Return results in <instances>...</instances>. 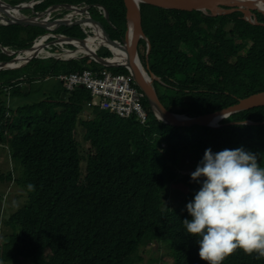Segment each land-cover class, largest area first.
Here are the masks:
<instances>
[{
	"label": "trees",
	"instance_id": "obj_1",
	"mask_svg": "<svg viewBox=\"0 0 264 264\" xmlns=\"http://www.w3.org/2000/svg\"><path fill=\"white\" fill-rule=\"evenodd\" d=\"M7 1H40L35 4L39 12L54 4L85 3L112 38L121 40L128 29L123 0ZM96 4L108 10L109 22ZM140 6L151 46L142 64L159 78L153 84L169 110L197 117L264 92L263 14L257 12L261 23L255 24L241 12L213 16L147 3ZM62 10L51 17L68 12ZM46 32L38 26L0 25V44L24 49ZM54 33L86 37L78 25L61 26ZM141 40L146 52L147 42ZM98 54L112 56L105 46ZM9 58L0 49V61ZM35 59L20 68L28 71L24 76L17 69L0 70V148L7 149L11 159L0 172V188L5 198L9 190L3 187L12 182L25 192L17 210L0 218V264L14 260L18 264H154L156 258L145 260V248L162 242L168 247L167 241L171 264H207L199 256L198 237L188 234L183 225L184 219L192 218L186 206L202 186L191 173L208 148L214 153L243 148L255 153L264 167V106L235 112L219 127H179L159 119L144 97L148 125L143 126L136 116L123 118L98 106L87 108L91 94L85 87L61 86L57 94L20 105L15 116L7 101L20 93L22 80L33 84V78L27 77L106 67L88 56ZM109 69L130 73L124 66ZM65 90L70 93L63 97ZM173 185L188 188V198L176 206L168 200ZM3 225L12 232L4 235ZM223 264H264V257L238 250Z\"/></svg>",
	"mask_w": 264,
	"mask_h": 264
},
{
	"label": "clouds",
	"instance_id": "obj_2",
	"mask_svg": "<svg viewBox=\"0 0 264 264\" xmlns=\"http://www.w3.org/2000/svg\"><path fill=\"white\" fill-rule=\"evenodd\" d=\"M53 13L43 18L53 20ZM28 48L32 45L25 49ZM191 178L202 186L186 206L192 218L184 219L183 225L188 234L198 237L200 258L207 264H223L238 250L256 254L257 259L264 257V167L257 155L243 148L215 153L208 148ZM29 188L34 186L29 185Z\"/></svg>",
	"mask_w": 264,
	"mask_h": 264
},
{
	"label": "water",
	"instance_id": "obj_3",
	"mask_svg": "<svg viewBox=\"0 0 264 264\" xmlns=\"http://www.w3.org/2000/svg\"><path fill=\"white\" fill-rule=\"evenodd\" d=\"M127 8V19H128V29L125 36L120 39H114L111 37L109 32L106 30L102 21L93 16L89 19H83L82 23L85 21H89L94 23L100 27L102 31L98 32L99 38L101 42H105L109 45H115L122 49V45L125 46L130 43L129 49L126 51L128 55V66H125L130 74L133 77L135 84L144 92L145 97L147 98L150 106L155 111L156 116H158L165 123L172 126H209V127H218L220 126L219 121L228 117L229 115L239 112L246 109H251L255 107L264 106V92H259L253 94L249 97L242 98L238 103L231 105L227 108L215 111L213 113L197 116V117H187L185 115H180L169 110L160 100L159 95L156 91V88L153 84L155 79H158L154 74H149L147 69L139 64L137 55H138V44L140 39L146 40L147 50L145 58L148 60V54L150 52V42L147 36L144 33L143 25H142V14L140 10L139 2L159 6L166 9H176L182 11H203L213 16H217L220 14H231L234 12H241L244 14V17L256 24L261 22L258 21L257 12L264 15V8L256 6L255 1H259L264 6V0H124ZM38 2V1H37ZM35 1H31L28 3L22 4H11L5 0H0V24L1 20L7 19L8 22L13 24L22 25V26H38L47 30L57 29L60 26H70L72 24H79V21H73L72 23H68L65 21L66 19H54L48 20L43 18L46 15H49L55 10L66 8L67 10H79V6L71 4H55L51 8H47L44 11H36ZM19 10V14H15L10 12L9 10ZM31 9L33 10L32 15H26L23 11ZM107 12V11H106ZM109 15L107 13V19ZM130 19L134 21V30L135 37L132 39L129 37V32L131 28ZM264 24V23H262ZM81 25V24H80ZM97 35V34H96ZM66 36V35H64ZM72 38H67L66 40H70ZM74 39V38H73ZM65 40V39H64ZM123 43V44H122ZM2 44H0V49H2ZM28 50H32V48H28ZM33 51V50H32ZM89 54L96 57L98 61L101 59V64L114 67L118 66V64L112 63L107 58H104L98 54L97 51H91ZM87 54V55H89ZM39 57V55H37ZM101 57V58H100ZM14 61H16V57H13ZM7 64L4 62L0 63V70L7 69ZM82 87V86H81ZM64 96V92L62 94Z\"/></svg>",
	"mask_w": 264,
	"mask_h": 264
},
{
	"label": "built area",
	"instance_id": "obj_4",
	"mask_svg": "<svg viewBox=\"0 0 264 264\" xmlns=\"http://www.w3.org/2000/svg\"><path fill=\"white\" fill-rule=\"evenodd\" d=\"M89 16L90 15H87L85 18H88ZM49 18L50 17H47V19ZM65 18L73 20L74 18H79V16L71 11L65 16ZM1 22H4V19L1 20ZM88 27H94V25L89 21H85L83 28ZM100 43L101 42L99 41L96 48L102 46ZM73 45H77L76 42H70L66 39L54 45V51H61L56 57L68 59L72 58L75 52L78 54H86L81 47V52H79L80 48H72L71 46ZM8 48V46H3L1 51L8 50ZM32 50H23L22 57L26 59L30 53L34 52L33 46ZM7 52L17 58L16 61L12 63L13 68L20 67V64L25 65L28 63V60L21 61L20 52L17 54H15L14 50ZM38 55L39 58L48 57V55L46 56L41 53ZM57 78L61 80L62 87L75 88L76 86H83L89 90L92 96L87 103L88 107L92 108L93 106H99L101 109L114 112L123 118L136 116L143 126L148 125V113L143 105L145 94L135 84L130 73H115L108 67L103 69L85 68L82 71L73 72L69 75L60 74ZM68 80L71 82H67ZM64 93L70 92L65 90Z\"/></svg>",
	"mask_w": 264,
	"mask_h": 264
},
{
	"label": "rangeland",
	"instance_id": "obj_5",
	"mask_svg": "<svg viewBox=\"0 0 264 264\" xmlns=\"http://www.w3.org/2000/svg\"><path fill=\"white\" fill-rule=\"evenodd\" d=\"M5 1H7V0H5ZM57 11L60 12L59 9ZM71 11H73V10H69L64 15L56 16V18L64 17L68 13H70ZM93 14H95V13H93ZM96 16H97V14H95V17ZM96 18H98V16ZM78 27L81 28L82 26L78 25ZM52 38H54V37H51L49 40H51ZM73 47L77 48V45H73ZM227 51H228V48H227V50H225V53H227V54L230 53V51H228V52ZM51 52L59 53L61 51L60 50H57V51L55 50L54 51L53 49H51ZM138 55H139L141 61L144 62L145 61L144 60L145 45H144V43L142 42L141 39H140L139 44H138ZM9 59L11 60L12 56H10ZM34 59L35 58L31 59L30 61H32ZM61 60H64V58H61ZM35 61H37V59H35ZM16 71H18L20 74H23L24 72H28L26 69H21L20 70L19 68H17ZM21 76H24V74L21 75ZM17 77H18L17 78L18 80L22 79V77H20V76H17ZM155 80H159V79H155ZM24 84L27 85V82H25L23 80L21 82H19V84H18L19 88L18 89L20 90V93L12 94V96L10 98H8V101H7V104L9 105V108L11 107V109H13V110L15 109V111H14V115L15 116L20 114V112L17 111V109H18V107L20 105L26 104V103H33L35 101L43 99L42 96H40L41 93H42V89L33 91L30 94H22L23 90L25 89V87H23ZM158 86L161 89V85L159 84ZM26 88L28 89V87H26ZM82 145L84 146L83 143H82ZM9 161H11V159H10V155H8V150L7 149L4 150L3 148H0V172L6 170V168L9 166ZM82 168L85 169V163L84 162L82 163ZM181 172L185 173V172H189V170L184 171V169H181ZM1 184L2 183H0V185ZM3 188L6 189V190H9V193L7 195V198H5V196H3V194H2L5 191L0 188V218L2 220L7 218L13 211H16L17 208L21 205L20 202L24 201V198H25L24 189L21 186H19L16 182H12L11 186H5ZM187 192H188V188L187 187H185L183 185H173L169 189L168 200L171 202V204L173 206H176V205L182 203L183 199L186 200L188 198V195L186 194ZM10 232H12V230L9 227L3 225V233H4V235H6V234H8ZM166 243H167L169 248L166 246V244L164 242L159 243V244H157V243L156 244H151V245L147 246L145 248V253H144L145 260L148 261L150 258L153 257V258L157 259V262L154 263V264H171L172 256L170 254L171 249H170L169 241H167ZM17 261L18 260H14L13 264H18ZM25 261H27V260H25ZM1 263H3V262H1ZM26 263L29 264V261H27Z\"/></svg>",
	"mask_w": 264,
	"mask_h": 264
},
{
	"label": "bare ground",
	"instance_id": "obj_6",
	"mask_svg": "<svg viewBox=\"0 0 264 264\" xmlns=\"http://www.w3.org/2000/svg\"><path fill=\"white\" fill-rule=\"evenodd\" d=\"M124 1V0H123ZM40 2V1H39ZM24 3V2H23ZM125 3V1H124ZM140 3H143L142 1L139 2ZM19 4H22V3H19ZM256 6H259V7H262L264 8L263 4L259 1H255L254 3ZM14 5H17V4H14ZM55 5V4H54ZM54 5H51L49 6L48 8H51L52 6ZM126 5V4H125ZM72 6V5H71ZM77 6V5H76ZM79 6V10H73V12H75L79 18H74L73 20H68L67 18L64 17H60V18H53L54 19H66L65 21H67L68 23H72L73 21H79L80 23L79 24H72V25H80L82 26L83 28V24L85 22L82 23V20L83 19H89L90 17H92V14L90 12V7L91 5H88V4H80L78 5ZM95 7L99 8L100 10V13L103 14L105 17H106V20L109 22V18L107 19V13L109 15V12L108 10L102 6V5H99V4H96ZM140 7V10H141V6ZM61 8V7H60ZM59 8V9H60ZM58 10V9H57ZM10 12L12 13H15V14H19V10H9ZM61 11H65V10H60ZM69 11V10H67ZM107 11V12H106ZM87 15H90L88 18H85ZM110 17V16H109ZM128 21V19H127ZM7 24H13L11 22H8L7 19L4 20V22H2L1 25H7ZM94 24V23H93ZM130 24H131V28H130V32H129V37L132 39L133 37H135V30H134V21L132 19H130ZM70 25V26H72ZM61 27V26H60ZM96 28L100 29V27L96 24H94V27H88V28H83L84 32L87 34L86 37L82 38V37H72V36H64V34H57V33H54V31H56L57 29H51V30H47V32L43 35H40L38 36L32 46L34 48V52L30 53V55L24 59L22 57L23 53L25 51V48L24 49H10L8 48V50H4L3 52L7 53V51H12L14 50L15 54L19 53L20 52V59L21 61H24V60H28V62L33 59V58H39L37 55L39 53L41 54H44V55H48L47 58L49 57H55L57 58L56 56L58 55V53H54V52H51V49H53L54 45L58 44L60 41H63L64 39H67V38H72L70 39L69 41L70 42H76L77 44V48L75 49H78V48H82L83 51H85L86 53H90L91 51H95L96 50V47H97V44H98V38H99V32L96 30ZM97 34V35H96ZM51 37H54L52 38L51 40H49ZM74 38V39H73ZM48 42V43H47ZM100 44H103V46L107 47L111 53H112V56L111 57H104V58H107V60H109L110 62L112 63H115V64H118V66H128V55H127V50L129 49L130 47V43L128 45H124L123 43V47L122 49H119L116 44L115 45H109L105 42H102ZM45 47V48H44ZM81 48H80V51L81 52ZM24 50V51H23ZM98 53V52H97ZM14 54V55H15ZM10 55V54H9ZM96 55H99V54H96ZM88 57H90L91 59H93L94 61H96L97 63L101 64V59L100 61L97 60L96 57L92 56L91 54L87 55ZM101 56V55H100ZM137 59H138V62L139 64L142 66V61L139 57V55H137ZM83 56H81L80 54H78L77 52H75L74 56L72 57V59H79V58H82ZM103 57V56H102ZM101 58V57H100ZM61 59V57H60ZM1 62H4L5 64H7V67H10V68H13L12 67V63L14 62V59L12 57L11 60L9 61H0ZM102 66H105L103 64H101ZM20 67H23L21 64H20ZM19 67V68H20ZM8 69V68H7ZM14 69V68H13ZM2 70H5V69H2ZM78 72V71H77ZM73 73V72H71ZM69 73V74H71ZM69 74H65V75H69ZM67 82H71V81H67ZM77 87V86H76ZM83 87V86H82ZM66 89L68 90H71L73 88H69V87H66ZM63 94V93H62ZM66 95V93H64V96ZM63 96V97H64ZM92 96V95H91ZM251 96V95H250ZM249 97V96H248ZM99 107V106H98ZM3 242V241H1Z\"/></svg>",
	"mask_w": 264,
	"mask_h": 264
},
{
	"label": "crops",
	"instance_id": "obj_7",
	"mask_svg": "<svg viewBox=\"0 0 264 264\" xmlns=\"http://www.w3.org/2000/svg\"><path fill=\"white\" fill-rule=\"evenodd\" d=\"M59 16H61V15H59ZM79 54L81 56L84 55V54H81V53H79ZM9 56H12L13 57V55H9ZM40 59H43V58H40ZM57 59H60V58H57ZM70 59H72V58H68V59H64V60H70ZM37 66H38V64L36 65V67H35L34 70L37 69ZM17 68H19V67H17ZM17 68H14V69H17ZM8 69H13V68H8ZM60 74H64V73H59L58 75H60ZM58 75H56L54 73H51L46 78H40L38 76H36V77L35 76H29V77H27L28 80H32V78H33V81L34 82H33L32 85L31 84H28V83H27V85L24 84L23 87H25V89L23 90V93L22 94H30L33 91H36V90H39V89H42V93H41L42 98H45V96H49L51 94H57L56 91L59 90L60 87L62 86L61 80L57 78ZM26 87H28V89ZM90 98H91V96H90Z\"/></svg>",
	"mask_w": 264,
	"mask_h": 264
}]
</instances>
